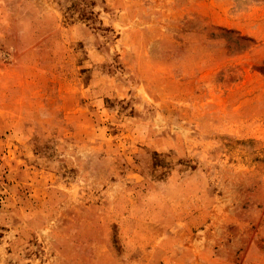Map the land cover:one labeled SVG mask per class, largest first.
Listing matches in <instances>:
<instances>
[{
	"label": "rangeland",
	"instance_id": "1",
	"mask_svg": "<svg viewBox=\"0 0 264 264\" xmlns=\"http://www.w3.org/2000/svg\"><path fill=\"white\" fill-rule=\"evenodd\" d=\"M0 264H264V0H0Z\"/></svg>",
	"mask_w": 264,
	"mask_h": 264
}]
</instances>
